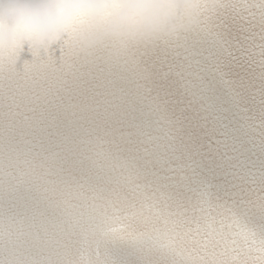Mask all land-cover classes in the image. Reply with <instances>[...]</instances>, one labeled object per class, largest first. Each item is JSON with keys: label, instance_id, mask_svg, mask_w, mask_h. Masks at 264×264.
Here are the masks:
<instances>
[{"label": "snow or ice", "instance_id": "1", "mask_svg": "<svg viewBox=\"0 0 264 264\" xmlns=\"http://www.w3.org/2000/svg\"><path fill=\"white\" fill-rule=\"evenodd\" d=\"M117 9L0 48V264H264V0L85 52Z\"/></svg>", "mask_w": 264, "mask_h": 264}, {"label": "clouds", "instance_id": "2", "mask_svg": "<svg viewBox=\"0 0 264 264\" xmlns=\"http://www.w3.org/2000/svg\"><path fill=\"white\" fill-rule=\"evenodd\" d=\"M79 6L64 0H0V32L5 36L19 31L52 32ZM128 15L122 14V19L127 20Z\"/></svg>", "mask_w": 264, "mask_h": 264}]
</instances>
